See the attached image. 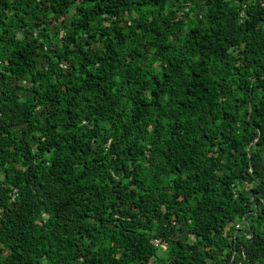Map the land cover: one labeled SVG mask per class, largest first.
<instances>
[{"label":"trees","instance_id":"obj_1","mask_svg":"<svg viewBox=\"0 0 264 264\" xmlns=\"http://www.w3.org/2000/svg\"><path fill=\"white\" fill-rule=\"evenodd\" d=\"M0 264H264V0H0Z\"/></svg>","mask_w":264,"mask_h":264},{"label":"rangeland","instance_id":"obj_2","mask_svg":"<svg viewBox=\"0 0 264 264\" xmlns=\"http://www.w3.org/2000/svg\"><path fill=\"white\" fill-rule=\"evenodd\" d=\"M164 250H165V246L164 245L159 246V253H163Z\"/></svg>","mask_w":264,"mask_h":264},{"label":"built area","instance_id":"obj_3","mask_svg":"<svg viewBox=\"0 0 264 264\" xmlns=\"http://www.w3.org/2000/svg\"><path fill=\"white\" fill-rule=\"evenodd\" d=\"M153 244H154V246H156V247H157V246L159 245V242H158V240L154 239V240H153Z\"/></svg>","mask_w":264,"mask_h":264}]
</instances>
